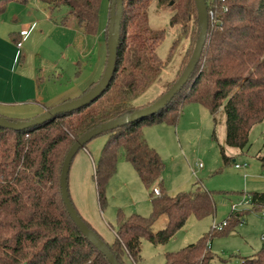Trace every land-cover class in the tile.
Returning a JSON list of instances; mask_svg holds the SVG:
<instances>
[{"label": "trees", "instance_id": "16d2710c", "mask_svg": "<svg viewBox=\"0 0 264 264\" xmlns=\"http://www.w3.org/2000/svg\"><path fill=\"white\" fill-rule=\"evenodd\" d=\"M7 1L0 0V13ZM51 1L70 7L86 33L98 32L101 0ZM150 1L123 0L116 70L110 85L97 99L23 129L0 126V264H111L70 217L61 194L60 173L76 139L100 123L133 111L129 109L130 101L159 72L157 47L165 31L149 27ZM159 1H170L176 8L171 25L195 20V28L198 27L195 0ZM207 6L211 13L208 35L188 83L165 108L102 133L108 139L94 172L101 208L120 156L134 166L151 201L148 215H126L118 210L115 240L106 243L121 264H126L127 256L134 262L141 258L144 238L153 244H165L191 215L204 218L216 212L212 192L199 183L190 191L173 195L166 190L162 178L164 162L143 136V126L164 120L175 123L183 105L192 101L207 107L216 124L215 114L223 106L226 142L244 149L251 128L264 120V0H210ZM130 27L132 31L128 33ZM167 109L173 114L167 116ZM221 151L224 162H228L223 146ZM257 159L264 168V154H257ZM250 197L252 209L264 208V192L252 191ZM162 215L167 216V224L156 230L155 224ZM241 220L242 215L232 210L221 228L213 227L197 242L180 250L167 251L164 264H222L216 261L211 241L215 235L235 229ZM237 264H264V246L253 254L240 256Z\"/></svg>", "mask_w": 264, "mask_h": 264}, {"label": "rangeland", "instance_id": "374dc122", "mask_svg": "<svg viewBox=\"0 0 264 264\" xmlns=\"http://www.w3.org/2000/svg\"><path fill=\"white\" fill-rule=\"evenodd\" d=\"M206 1L209 4L210 0ZM111 3V0H101L99 22L102 19L106 23L109 21ZM171 3L170 1L151 0L147 8L149 27L153 31L164 30L165 34L157 47L159 72L155 79L130 101L129 109L133 111L157 101L181 75L193 54L200 32V24L195 28V20H191L184 24L173 23L171 25L170 18L176 12V8ZM68 11L69 7L62 5L53 12L56 16L66 14ZM208 12L211 16L209 9ZM131 31L132 28H128V33ZM41 40H43V54H48L49 48L51 52L57 49L56 44L51 43L49 36H44ZM104 41H106L105 35ZM13 44L18 49L16 42ZM91 50V55L87 58L82 57L80 64L76 65L79 80L85 76L88 78L89 72L96 65V57L101 52L107 51V44L102 41L100 45L95 41ZM80 58L79 56L77 60ZM36 62V66L40 68H46L45 66L50 63H47L45 59H38ZM70 67L71 75L67 72L64 80L58 81L57 77L51 74V82L46 84L45 90V86H41L42 91L50 93L49 96L52 98L48 104L56 106L63 103L64 98L69 96L74 99L76 91L71 86L75 81V76L72 64ZM41 80L42 78L38 76V81ZM67 87H71L70 92H64L68 89ZM76 88L80 90L79 85ZM60 89L63 95L56 97L62 94L59 92ZM171 114L173 110L167 109L166 115ZM213 116L207 107L192 101L183 105L175 123L164 120L143 126V136L149 145L157 149L164 162L162 177L166 190L173 195L181 191H190L196 183H199L203 188L212 192L216 212L215 215L204 218L191 215L184 226L165 244H153L144 238L141 258L134 262L127 256L126 264H164L167 251H177L197 242L203 235L211 232L216 223L220 224L227 219L232 211V204L239 202L241 203L234 212L242 215L241 222L230 232L215 235L211 241V250L216 254V261L222 264H237L240 256L253 254L264 246V238L262 239L264 208L256 210L252 209L249 203H244V200L250 197V192H264V168L257 159V154H264V120L251 128L246 147L240 149L226 142V114L223 106L215 114L216 124ZM221 146L224 147L229 157L226 163L223 160ZM78 157L80 156H76L72 162L68 185L72 201L78 213L82 215L77 207L80 204L85 211L83 204L78 203L79 196H81L75 176V161ZM244 163H246L245 166L236 167V164L243 165ZM92 191L89 197L96 201V214L109 224L106 228L111 237H113V230L117 227L118 210H122L126 215L132 212L144 215L150 213L149 191L134 166L123 156H120L116 172L109 180L107 200L103 208L100 206L94 185ZM85 213L87 215V212ZM166 224L167 217L163 216L156 222L155 229L161 230ZM104 236L105 240L101 238L104 241L108 240V237Z\"/></svg>", "mask_w": 264, "mask_h": 264}, {"label": "crops", "instance_id": "0c3cea01", "mask_svg": "<svg viewBox=\"0 0 264 264\" xmlns=\"http://www.w3.org/2000/svg\"><path fill=\"white\" fill-rule=\"evenodd\" d=\"M62 5L64 4L55 5L51 0H27L25 2L8 0L4 10L0 13V115L8 117L7 119L25 120L26 118L36 117L52 108L53 105L48 104L52 100L49 96L50 93H44L46 84L51 82V74L57 77L58 81L64 80L67 72L71 75V64L75 76V81L71 86L76 91L74 98L83 95L86 89L94 82L99 81L104 72L108 49L96 57V65L89 72L88 78L85 76L81 80L78 79L76 65L80 64L82 57L87 58L91 55V49L95 41L100 45L102 41L107 44V40L104 41V35L106 37L108 21L106 23L102 19L101 24L99 22L98 32L88 34L79 26L77 18L71 13L70 7L66 14L54 16L53 11ZM23 25H30V31L21 48L16 43L18 47L16 49L13 43L16 42V39L21 38L20 29ZM44 36H49L51 43L56 44L57 49L54 52H51L52 50L49 48L48 54L42 53L43 40L41 38ZM79 56L81 58L77 60ZM38 59H45L47 63H50L45 66L46 68H40V66H36V60ZM38 76L42 78L40 82ZM42 85L45 86L43 91ZM78 85L80 90L76 88ZM71 87H67L68 89L64 92H70ZM59 92L62 93L63 91L60 89ZM61 95L63 93L56 95V97H62ZM71 98L69 96L64 100H71ZM107 139L108 135L106 134L94 137L76 153L72 162L76 156H80L75 161V176L81 194L79 196L77 193L79 196V200H77L78 203L83 204L85 209L84 211L80 204L79 206L76 204L81 211L80 213L104 240L106 239L104 235H106L108 237L106 241L113 243L116 231L113 230V237H111L106 228L109 224L96 214V201L89 197L93 192V185L96 188L94 180L95 164ZM82 150L84 151L80 152ZM85 212H87V215ZM163 216L166 215L161 217Z\"/></svg>", "mask_w": 264, "mask_h": 264}, {"label": "water", "instance_id": "95a60500", "mask_svg": "<svg viewBox=\"0 0 264 264\" xmlns=\"http://www.w3.org/2000/svg\"><path fill=\"white\" fill-rule=\"evenodd\" d=\"M111 2L112 3L109 11V21L106 36L108 49L107 62L101 78L94 85V87L90 91L81 95L80 97L67 100L61 104L53 106L44 113L37 115L36 117L31 118L30 120H11L0 115V126L14 130L29 127L31 125L43 122L59 112L74 111L80 109L83 106H86L95 99H97L107 89L113 79L116 70L118 46L121 32V19L123 12V0H112ZM195 4L197 7L198 19L200 24L199 36L196 41L193 54L191 55L187 66L185 67L181 75L177 78V80L173 83V85L154 103L144 108L136 109L132 112L122 114L118 117L100 123L94 126L93 128L87 130L72 144L62 164L60 173V186L62 198L66 205V209L70 217L81 230V232L91 241L93 245L98 248L100 252H102L107 257L111 264L121 263L113 254L106 241H104L93 228L88 226V224L78 213L74 203L72 202L68 185V178L72 159L74 158L76 153L80 149L84 148L85 145L94 137L104 132L116 129L118 127L125 126L137 119L143 118L159 111L160 109L165 108L168 103L178 94V92H180L183 87L188 83L191 75L194 73L202 57L203 48L206 42L209 27V12L207 1L195 0Z\"/></svg>", "mask_w": 264, "mask_h": 264}, {"label": "built area", "instance_id": "2783aa9c", "mask_svg": "<svg viewBox=\"0 0 264 264\" xmlns=\"http://www.w3.org/2000/svg\"><path fill=\"white\" fill-rule=\"evenodd\" d=\"M30 25H23V26H21V29H20V34H21V38H20V40L18 41V43H17V46L18 47H22V43H23V41L27 38V36H28V33H29V31H30ZM246 165V163H244V166ZM241 166H243V165H240V164H236V167H241ZM156 192L158 193L159 192V190L158 189H156ZM241 202H239V203H233L232 204V210H236V208H237V206L240 204ZM244 203H249L250 205H251V197H249V198H247V199H245L244 200ZM263 215H264V211H263ZM226 224V221L224 220L222 223H216L215 225H214V227H216V228H221L223 225H225Z\"/></svg>", "mask_w": 264, "mask_h": 264}]
</instances>
